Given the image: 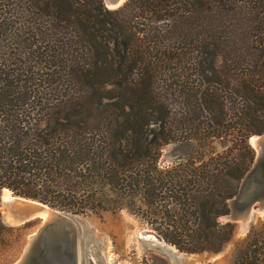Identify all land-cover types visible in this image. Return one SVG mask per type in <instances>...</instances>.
<instances>
[{
    "label": "trees",
    "instance_id": "obj_1",
    "mask_svg": "<svg viewBox=\"0 0 264 264\" xmlns=\"http://www.w3.org/2000/svg\"><path fill=\"white\" fill-rule=\"evenodd\" d=\"M263 132L264 0H0V247L7 188L218 253ZM231 264H264V221Z\"/></svg>",
    "mask_w": 264,
    "mask_h": 264
},
{
    "label": "water",
    "instance_id": "obj_2",
    "mask_svg": "<svg viewBox=\"0 0 264 264\" xmlns=\"http://www.w3.org/2000/svg\"><path fill=\"white\" fill-rule=\"evenodd\" d=\"M104 2L111 9L124 4L119 0ZM250 143L256 151L255 161L238 192L229 200L230 212L223 216L225 222L240 225L242 233L248 232L256 217L264 218V132L251 136ZM8 191L10 196L3 200L4 220L8 225H21L47 213L46 219H42V224L32 233L23 255L13 264H106L101 239L83 225L80 217ZM154 236L156 239L141 238L155 248H166L164 240Z\"/></svg>",
    "mask_w": 264,
    "mask_h": 264
},
{
    "label": "rangeland",
    "instance_id": "obj_3",
    "mask_svg": "<svg viewBox=\"0 0 264 264\" xmlns=\"http://www.w3.org/2000/svg\"><path fill=\"white\" fill-rule=\"evenodd\" d=\"M124 2L125 0L122 4ZM180 149L181 147L175 144L166 146L161 157V165L170 164L179 155ZM4 195L5 190L1 197L2 219L12 228V232L6 244L0 247V264H13L23 255L32 233L42 224V218L31 219L21 225H8L4 220ZM73 215L80 217L83 225L101 239V251L106 264H231L238 242L247 235L253 224L264 221L263 217H256L246 233H242L240 225L236 224L233 239L218 253L183 252L164 240L170 247L168 253L142 240L141 232L154 230L141 217L127 209L108 211L101 215L93 213ZM220 221L225 222L223 216L220 217Z\"/></svg>",
    "mask_w": 264,
    "mask_h": 264
},
{
    "label": "bare ground",
    "instance_id": "obj_4",
    "mask_svg": "<svg viewBox=\"0 0 264 264\" xmlns=\"http://www.w3.org/2000/svg\"><path fill=\"white\" fill-rule=\"evenodd\" d=\"M123 0H119V2L121 3ZM10 193H9V191H8V189H5V195H4V198H7L8 196H10L9 195ZM42 219H46V217H47V213H43L41 216H40ZM154 234L155 235H157L156 233H154V232H150V231H143V232H141L140 233V237H142L143 239L145 238V239H156L155 238V236H154ZM139 235V234H138ZM144 241V240H143ZM163 242V245L166 247V248H164V249H161V248H159V249H161V250H164V251H166V252H168L169 253V250H167L168 248H170V247H168L169 246V244H167V243H164L165 241H162ZM148 243V242H147ZM150 245V244H149ZM153 247V246H152ZM155 248V247H154Z\"/></svg>",
    "mask_w": 264,
    "mask_h": 264
}]
</instances>
